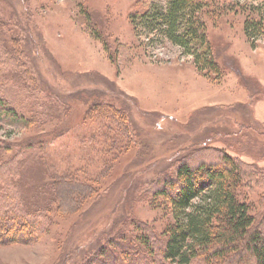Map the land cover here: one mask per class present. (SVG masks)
I'll use <instances>...</instances> for the list:
<instances>
[{"label":"rangeland","instance_id":"obj_1","mask_svg":"<svg viewBox=\"0 0 264 264\" xmlns=\"http://www.w3.org/2000/svg\"><path fill=\"white\" fill-rule=\"evenodd\" d=\"M167 1L0 0V45L15 54L0 76L34 121L0 119V160L25 161L18 185L28 207L46 199L38 185L58 190L46 232L0 246V264H101L98 252L116 250L119 233L131 241L145 231L161 244L171 210L156 181L200 154L248 164L238 163L236 196L264 228V0H203L216 81L158 30L132 29L131 14Z\"/></svg>","mask_w":264,"mask_h":264},{"label":"trees","instance_id":"obj_2","mask_svg":"<svg viewBox=\"0 0 264 264\" xmlns=\"http://www.w3.org/2000/svg\"><path fill=\"white\" fill-rule=\"evenodd\" d=\"M204 4L203 0H168L164 10L135 12L129 20L134 31L137 22L158 30L172 45L192 57L199 76L216 81L223 75L201 18ZM251 27V23L244 22L247 39ZM1 44L0 65L4 67L15 54L6 49L3 41ZM1 78L0 89H5L4 95H14L16 104L0 98V119H20L26 126L33 124V117L23 113L17 89L4 86ZM5 151L12 150L6 147ZM202 156H198V162L201 161L195 167L190 165L192 159L177 162L174 171L166 176L170 180L164 178L166 181L160 186V180L156 181L154 192L168 200L171 210V222L162 234L161 244L150 239L145 231L131 241L119 233L115 235L116 250L107 246L98 252L101 264H193L197 259L202 264H264V228L255 223L248 205L236 196L237 184L245 176L238 163L248 164L224 152L210 163L202 161L205 157ZM24 162L18 161L15 153L0 160V172L5 171L0 181V246L36 243L51 222L52 206L58 203L54 182L36 187L39 194L46 196L40 204L30 208L23 202L18 183Z\"/></svg>","mask_w":264,"mask_h":264},{"label":"crops","instance_id":"obj_3","mask_svg":"<svg viewBox=\"0 0 264 264\" xmlns=\"http://www.w3.org/2000/svg\"><path fill=\"white\" fill-rule=\"evenodd\" d=\"M264 122V121H263Z\"/></svg>","mask_w":264,"mask_h":264}]
</instances>
